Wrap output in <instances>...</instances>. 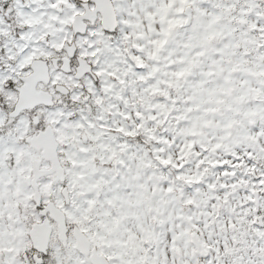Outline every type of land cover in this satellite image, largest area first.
I'll return each instance as SVG.
<instances>
[{"label": "snow or ice", "instance_id": "snow-or-ice-1", "mask_svg": "<svg viewBox=\"0 0 264 264\" xmlns=\"http://www.w3.org/2000/svg\"><path fill=\"white\" fill-rule=\"evenodd\" d=\"M0 264H264V0H0Z\"/></svg>", "mask_w": 264, "mask_h": 264}]
</instances>
